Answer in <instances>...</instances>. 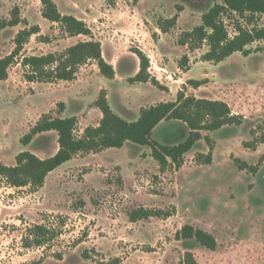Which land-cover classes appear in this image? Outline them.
I'll return each instance as SVG.
<instances>
[{
  "label": "rangeland",
  "instance_id": "1",
  "mask_svg": "<svg viewBox=\"0 0 264 264\" xmlns=\"http://www.w3.org/2000/svg\"><path fill=\"white\" fill-rule=\"evenodd\" d=\"M52 1L61 15L83 21L91 36H68L61 25L44 19L41 0H0V59L12 53L18 32L36 26L40 31L0 81V164L14 167L25 151L40 159L58 151L54 131L23 143L44 116L76 117V138L97 127L102 117L95 102L101 90L112 111L127 122L137 121L142 109L175 101L182 91L226 103L241 124L202 132L180 168L162 170L150 148L126 142L120 149L74 155L41 187L16 188L0 178V264H178L188 251L198 264H264V41L248 45V56L234 53L220 63L204 62L205 44L190 49L180 41L201 24L213 0ZM15 9L20 22L9 26ZM174 16L176 25L163 33L158 26ZM221 19L229 38L238 27L264 25L258 14ZM86 41L100 43L122 78L104 79L89 61L70 82L26 80L22 57H61ZM135 50L148 58V73L158 87L128 82ZM183 56L188 58L185 70L179 68ZM189 80L202 85L193 88ZM188 133L184 123L164 121L152 139L172 146ZM113 165L122 166L123 175ZM141 209L153 215L131 224L130 214ZM184 225L211 234L216 249L177 239Z\"/></svg>",
  "mask_w": 264,
  "mask_h": 264
},
{
  "label": "trees",
  "instance_id": "2",
  "mask_svg": "<svg viewBox=\"0 0 264 264\" xmlns=\"http://www.w3.org/2000/svg\"><path fill=\"white\" fill-rule=\"evenodd\" d=\"M213 1L214 5L201 17V24L184 34V40L180 41V45H186L190 49H199L205 44L208 51L201 57V61L204 62L220 63L234 53L248 56L250 54L246 49L248 45L256 41H264V25L253 30L238 27L235 36L229 38L221 18L224 14L264 16V0ZM41 4L43 7L42 17L51 23L61 25L68 36H91V30L83 21L74 16L61 15L52 0H41ZM19 22L18 10L15 9L8 25L16 26ZM176 22L177 16H174L165 20L158 28L163 33H167L170 28L176 25ZM39 32L37 26L18 32L12 53L0 59V81L7 79V71L17 63V58L25 43ZM132 53L139 59V72L128 82L131 84L151 82L158 87L156 80L151 78L148 73V58L139 50L132 51ZM89 61L96 63L99 73L104 78L114 79L113 67L104 60L100 43L94 41L79 42L69 47L61 57L55 54L22 57L21 65L28 69L25 74L28 82H53L56 80L70 82L75 80L79 67ZM187 65L188 58L183 56L179 68L185 70ZM188 84L193 88H198L202 82L189 80ZM95 106L102 114L101 121L97 127H87L81 138L74 136L77 125L76 117L52 119L49 116H44L25 136L23 143L29 144L37 134L54 131L58 137V151L47 159H40L27 151L22 152L16 157L14 167L0 164V178L16 188L41 187L49 173L70 161L74 155L120 149L126 142L150 148L151 157L162 170L169 165L180 168L184 155L203 138L202 132H214L225 126L241 124V118L238 115H233L226 103L186 96L182 91L177 93L176 100L173 102L159 103L142 109L135 122H127L116 115L110 108L103 90H101ZM171 120L180 121L187 126L189 133L186 139L172 146L162 145L153 140L154 129L160 123ZM204 139L207 142L210 141L208 137ZM200 158H202L201 155L198 156V159ZM210 160L211 157L207 156L206 163H209ZM152 215L151 211L141 209L138 212H132L129 219L130 222L135 223ZM38 229L41 230V228ZM176 238L183 241L193 240L201 247L211 251L215 250L217 246V242L211 234L191 225H184L177 232ZM41 242L36 241L37 244ZM178 264L198 263L193 253L188 251Z\"/></svg>",
  "mask_w": 264,
  "mask_h": 264
},
{
  "label": "crops",
  "instance_id": "3",
  "mask_svg": "<svg viewBox=\"0 0 264 264\" xmlns=\"http://www.w3.org/2000/svg\"><path fill=\"white\" fill-rule=\"evenodd\" d=\"M141 51V50H140ZM102 56H103V58H104V60L108 63V64H110L112 67H113V70H114V79H112V80H109V81H117L118 80V78H122L121 76H119L118 75V69H117V66L113 63V62H108L107 60H106V58H105V56H104V53L102 52ZM126 58V57H125ZM124 58H122V60H123ZM132 59L135 61V67H134V70H133V72H132V76H131V78H133L138 72H139V64H140V62H139V59H138V57L133 53V56H132ZM121 60V61H122ZM121 61H120V63H121ZM97 66V65H96ZM119 66H120V64H119ZM98 68V67H97ZM103 77V76H102ZM104 78V77H103ZM104 79H106V78H104ZM130 79V78H129ZM106 80H108V79H106ZM137 84H142V83H137ZM136 84V85H137ZM145 84H149V83H145ZM101 114V113H100ZM100 117H102V114H101V116ZM62 118H64V117H62ZM102 152V151H101ZM101 152H99V153H101ZM99 153H97V154H99ZM97 154H93V155H97ZM55 155V154H54ZM93 155H91V156H93ZM151 155V154H150ZM130 163H133V162H130ZM100 167H102V166H106V165H104V164H102V163H97ZM106 167H109V166H106ZM111 167H118V168H120V171H121V174L123 175V173H124V168L122 167V166H120V165H113V166H111ZM129 165H128V169H129ZM90 172H89V174H87L86 175V177H89L90 176ZM89 175V176H88ZM85 179H87V178H85ZM114 221V220H113ZM131 224H135V223H133V222H131Z\"/></svg>",
  "mask_w": 264,
  "mask_h": 264
}]
</instances>
